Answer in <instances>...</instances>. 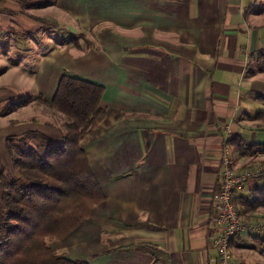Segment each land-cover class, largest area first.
Wrapping results in <instances>:
<instances>
[{
  "label": "crops",
  "instance_id": "1",
  "mask_svg": "<svg viewBox=\"0 0 264 264\" xmlns=\"http://www.w3.org/2000/svg\"><path fill=\"white\" fill-rule=\"evenodd\" d=\"M260 4L52 0L25 16L17 3L0 1L2 30L13 28L32 38L52 31L44 38L46 51L37 53L32 78L38 92L51 97L62 72L103 87L104 117L80 146L104 199L49 246L87 264H217L210 239L216 232L212 198L220 150H228L227 139L235 134L248 145L264 143V130L251 125L264 111V72H249L255 65L250 55L264 49ZM80 32L93 48L58 43ZM1 50L4 105L24 95L18 93L24 79L20 62L9 65L8 48ZM24 124L14 110L0 111V172L11 170L6 138L18 142L41 132L60 140L52 130ZM228 151L231 166L245 158ZM248 184L233 197L246 194ZM245 235L233 237L228 264H252L253 259L264 264L257 239L250 238L251 232Z\"/></svg>",
  "mask_w": 264,
  "mask_h": 264
},
{
  "label": "trees",
  "instance_id": "2",
  "mask_svg": "<svg viewBox=\"0 0 264 264\" xmlns=\"http://www.w3.org/2000/svg\"><path fill=\"white\" fill-rule=\"evenodd\" d=\"M17 1L23 10L52 4V0ZM87 37L83 33L68 35L58 43L77 49L93 48ZM250 60L255 64L250 73L264 72V49L251 54ZM102 93L103 87L95 82L62 72L49 101V106L64 118L59 142L37 133H31L33 141L41 139V145L6 138L10 165L17 177L0 172V264H87L66 258L48 243L67 236L104 199L80 146L104 117ZM26 101L10 102L6 112ZM254 118L264 121V111L257 112ZM227 143L233 154H264V143L245 144L238 134L230 136ZM231 201L240 218L246 219L255 209L264 207V183ZM256 238L262 246L264 237L256 234Z\"/></svg>",
  "mask_w": 264,
  "mask_h": 264
},
{
  "label": "rangeland",
  "instance_id": "3",
  "mask_svg": "<svg viewBox=\"0 0 264 264\" xmlns=\"http://www.w3.org/2000/svg\"><path fill=\"white\" fill-rule=\"evenodd\" d=\"M3 1V0H1ZM12 3H17L19 6V10L20 12H23L24 15H31V11L32 9L35 8H30V9H26L23 10V7L21 6V4H19V2L17 0H8ZM27 1H32V0H25V2ZM260 6L264 12V0H260ZM30 13H29V12ZM9 13H13V11H7ZM17 12V11H14ZM25 15V16H26ZM264 21V20H263ZM13 28H9L6 31L0 28V51H3L1 49H5L8 48V53L6 54V58L8 60V64H14L16 62H20L19 63V71L22 70L23 71V84L22 87L18 86V93L22 92L24 95L22 97H18L15 99H12L6 103H4V105H0V111H6V109H8L9 107V103L10 102H15L18 100H23V99H27V101L25 102V104L21 105V106H17L15 108H11V111H15V113H18V119L22 120L23 123H26L27 125L30 124H37L38 126H40L41 130H45L47 132L52 133V135H59V132L62 131V122L64 120L63 116L55 111L54 109H52L49 106V101H50V96L48 97L49 94L43 93V92H38L37 88H35V84L33 81V75L35 74V71L37 69V53L38 51L40 52V56L42 55V53H44L46 51L47 46H43L44 43H49L47 42V39H44L46 37H52V35H50L49 33L51 31V29H48L49 32L43 31V36L39 35L37 36L35 34L34 38H32V35H28V34H21L20 32L17 33L13 32L12 30ZM59 30V29H58ZM5 31V32H4ZM59 31H57L58 33ZM61 33V32H60ZM56 35L54 34V36H59V34ZM83 33V32H80ZM84 34V33H83ZM87 37V35H86ZM90 40L89 37H87ZM30 39V40H28ZM16 42H20L19 45L15 44ZM12 45V46H11ZM84 49V48H82ZM30 76V77H29ZM21 80V79H20ZM16 81V79H15ZM13 83V82H12ZM27 94V96L25 95ZM10 111V112H11ZM255 123L251 124L253 125V127H255L257 129V131L260 133L262 130H264V121L261 119H255ZM30 123V124H29ZM26 124H24V126H26ZM28 132V131H27ZM39 134L38 132H34ZM264 133V131H263ZM31 134V133H28ZM41 134V132H40ZM43 135V134H42ZM47 137V136H46ZM32 138V139H31ZM23 141H25V145H41L40 141L41 139H35L33 141V137L30 136H25L22 138ZM51 140V139H49ZM262 140V139H261ZM53 141V140H51ZM14 142V141H12ZM54 142V141H53ZM22 145V144H21ZM228 150L232 151V148H228ZM229 152V151H228ZM231 155L232 152H231ZM245 158L243 160H239V158H237L234 162H232V166L234 169H236L238 172H247L250 173V177H248L243 183L247 185V183L249 182L248 185H251L252 187L255 186L256 182H260L264 183V154L262 153H253L250 155H244ZM243 156V157H244ZM2 174H8L10 176H15L17 177L15 171L11 168V170L9 171V173H5L1 170ZM256 173V176H254ZM257 179V180H255ZM254 181H256L255 183H253ZM246 185L244 187V185H241L243 188L246 189ZM241 187V188H242ZM251 187V188H252ZM244 223H261L262 226L264 227V207H260L255 209L254 211H252L250 214H248V216H246V219L242 220ZM246 232H251L250 238H255L257 239V245L260 247V249H257L258 253H264V242L263 245L260 246L261 244V240H259L258 238H256V236L253 237V235H256L255 230H247L245 229L243 232V235H245ZM253 234V235H252ZM259 235V234H257ZM263 235V234H262ZM264 237V235H263ZM54 241V240H52ZM51 242V241H50ZM255 249V248H254ZM256 251V250H255ZM260 253V254H261ZM255 261H257V259H253ZM253 262L252 264H258L256 262Z\"/></svg>",
  "mask_w": 264,
  "mask_h": 264
},
{
  "label": "built area",
  "instance_id": "4",
  "mask_svg": "<svg viewBox=\"0 0 264 264\" xmlns=\"http://www.w3.org/2000/svg\"><path fill=\"white\" fill-rule=\"evenodd\" d=\"M254 176H256V173ZM248 177H250V173L238 172L232 168L227 147L224 146L220 150L218 190L212 198V222L216 227V232L211 236L210 244L216 251L217 264H228L229 241L233 236L245 229H254L256 234L264 235L262 224L244 223L231 201L234 191L240 189Z\"/></svg>",
  "mask_w": 264,
  "mask_h": 264
}]
</instances>
